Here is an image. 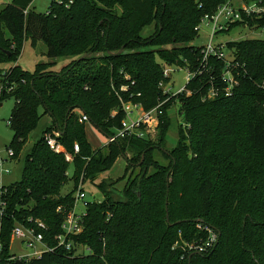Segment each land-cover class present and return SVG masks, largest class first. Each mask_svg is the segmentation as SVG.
Instances as JSON below:
<instances>
[{"label": "trees", "instance_id": "1", "mask_svg": "<svg viewBox=\"0 0 264 264\" xmlns=\"http://www.w3.org/2000/svg\"><path fill=\"white\" fill-rule=\"evenodd\" d=\"M225 1L53 0L44 14L30 8L33 0L4 5L0 64L16 62L28 38L32 45L43 41L51 59L33 72L19 64L0 68V105L15 100L8 120L14 158L37 127L41 107L52 125L27 153L21 180L0 187V264H264V39L228 43L237 81L230 95L221 78L223 59L210 57L209 69L175 96L166 92L170 78L157 60L198 70L203 47L191 43L204 16ZM243 16L232 27L264 28V16ZM148 27L153 31L144 35ZM58 57L71 60L55 71ZM212 85L219 94L207 99ZM117 92L123 102L145 110L160 105L157 137L147 132L94 149L80 115L113 136L125 117ZM175 103L184 122L168 148V108ZM54 130L67 150L79 144L73 162L47 144L46 134ZM156 151L168 164L155 158ZM120 156L127 161L123 178L131 171L126 184L118 189V180L107 177L97 183L104 199L86 201L83 230L72 236L89 253L58 246L79 186L95 182ZM71 164L74 187L62 195ZM30 218L45 222L44 242L52 250L19 263L11 252L12 231L18 224L34 225ZM199 224L216 231V245L207 253L186 252L187 243L207 237Z\"/></svg>", "mask_w": 264, "mask_h": 264}, {"label": "rangeland", "instance_id": "2", "mask_svg": "<svg viewBox=\"0 0 264 264\" xmlns=\"http://www.w3.org/2000/svg\"><path fill=\"white\" fill-rule=\"evenodd\" d=\"M53 0H33L31 4V9L37 13H46L48 11L49 5L51 4ZM59 1V0H56ZM253 0H234L233 5L240 6V5H248ZM8 2H11V0H0V11L4 7V5ZM246 16H264L261 14H244ZM233 23L223 22L221 29H218L215 33V38H213L215 44L223 45L224 50L227 53V57L229 59H233V51L228 49V43H234L236 41H241L244 39H264V28H257L256 25L251 26L250 24H240L237 26L232 27ZM211 25H206L205 23H200V32L199 35L193 40L191 44L196 46H204L209 42L210 33H211ZM153 31V27H148L145 30H143L144 35H147L148 33H151ZM8 35V34H7ZM170 45L162 46V48H170ZM149 48H155L154 46H150ZM47 53V45L43 41H37L35 45H32L31 39H24L23 46L21 49V54L19 55L18 60L14 63H2L0 64V68L2 69H8L11 66H14L16 64H19L25 71L33 72L35 69V66L39 62H48L51 59L48 57ZM56 60V63L54 66L51 67V69L55 71H60L64 65L69 63L71 60L69 57H58ZM157 60L163 65L164 69L166 68H172L171 72L169 73L170 81L165 84L166 89H169L172 92H177L179 89L184 87L187 82V74L188 70L182 66H176L168 64L166 61L160 59L157 57ZM15 100L14 98H8L2 102V105H0V156L6 157L8 147L10 145V142L13 138V131L8 125V120L11 116L12 108L14 107ZM40 112L42 114L41 119L37 125V127L31 132V134L28 137V140L21 151L18 158L13 159L9 161L8 166L11 170L9 174H4L1 178V183H4L5 185L16 183L21 180L22 177V171L24 166V160L28 152H30L32 146L34 143L39 140L44 131L52 125V118L49 114H44V108H40ZM132 115L125 114V117L123 120L133 119L137 116V113H140L139 111H134ZM168 114L170 115L172 119V127L169 132L168 136V148H172L178 137H179V130L180 126L183 125L181 123L184 122L182 114L179 112V104L175 103L173 106L168 108ZM145 128L144 130V136L146 137V133L149 131V133L152 134L153 139L157 137V126L156 127H150L148 125L143 126ZM86 134L87 138L90 140L92 145H101L106 140L107 137L102 134L98 129L94 128V126L91 123H86ZM77 144V142H75ZM74 144V145H75ZM66 152L72 154L73 160L74 155L76 154L74 151H69L66 149ZM74 150V149H73ZM131 156V154H128ZM155 158L158 159L161 163L168 164V160L165 159L162 154L158 151L155 152ZM127 165L126 158L124 156H120L113 167L102 173L95 182L87 181L83 184V190L85 191V198L78 201V205L76 209L78 211H85L86 210V201H101L104 199V194L98 188L97 183H99L103 178H111L113 180H118V183L116 184V187L118 189H123L124 185L126 184L128 178L130 177L131 171H129L125 178H123V175L125 173V168ZM74 167L71 164L68 170V177L69 179L63 185L61 188V194L66 195L69 193L73 187L74 183L72 180V174H73ZM138 172V169H135V173ZM120 179V180H119ZM38 249H43V247L39 244L37 246ZM35 248L28 246L26 243L22 242L20 239H13L11 243V252L15 254L17 257H26L32 258L33 252ZM79 252L88 254L89 250L87 247H80Z\"/></svg>", "mask_w": 264, "mask_h": 264}, {"label": "built area", "instance_id": "3", "mask_svg": "<svg viewBox=\"0 0 264 264\" xmlns=\"http://www.w3.org/2000/svg\"><path fill=\"white\" fill-rule=\"evenodd\" d=\"M234 0H226L221 6L218 7L217 11L214 14H206L202 20L206 25H211V33L209 42L203 46L202 54H203V62L201 67L196 71L188 70L187 79L188 82L193 79L196 75L202 73L204 70H208V61L210 57H217L219 59H223L225 61V66L223 72L221 74V78L224 82H226V86L224 87L225 95H230L232 93V89L234 85L237 84L236 79L232 75L231 67L235 64L233 63V59H229L227 57V53L224 50L223 45L215 44L213 38H215V33L218 29L223 28V22L233 23L236 21H243L244 14H261L264 15V2L262 0H253L248 5H233ZM172 68L164 69V75L169 77V73ZM187 82V83H188ZM127 86H122L121 90H126ZM166 89V87H165ZM186 90V85L179 89L177 92H172L169 89H166V92L171 93L173 96L184 92ZM219 94V89L212 85V87L208 91L207 99H211L216 97ZM121 102L122 109L125 111V114L132 115L135 114L134 111H139L137 116L133 119L122 120L121 127L116 129V132L113 136H106L107 143L116 141L117 139L124 138L127 136H144V125H148L150 127H156L159 124V115L162 111L159 109L160 105L152 108L150 110H145L140 104L135 102H123L121 95L117 92ZM79 121L82 123H91L89 117L85 113H81ZM144 129V130H143ZM149 132V131H148ZM61 136V132L59 130H54L52 133L46 134V142L49 147L55 152H62L65 155V158L69 162H73L72 154L66 152L65 146L60 142L59 137ZM106 143V144H107ZM80 151L79 144L74 145V152L78 153ZM16 159L14 158V150L12 148H8L7 156H0V182L1 178L4 174H9L11 172L8 163L9 161ZM82 185V184H81ZM79 186L78 191L76 192V200L74 208L65 216V219L62 224V233H60L57 237L58 246H65L66 249L71 250L76 248L77 254H84L79 252L80 247H86L83 244L75 243L72 239V236L79 234L83 230V217L86 214L85 211H78L76 209L78 205V201L85 198V191L82 190V186ZM3 186V183L0 184V187ZM86 205V202H85ZM61 211V207L57 209ZM34 222V225L26 226L18 224L13 228L12 231V240L20 239L22 242L26 243L28 246L34 247L35 250L33 252V257H40L45 251L52 250L47 243L44 242V234L42 230L47 229V225L41 219L33 218L29 219ZM199 228L206 230L207 237L205 239L199 241H193L191 243L186 244V252H197V253H207L209 252L215 245L218 240V235L216 231L213 230L212 227L208 225L199 224ZM41 245L43 249H38L37 246ZM89 250V248L87 247ZM19 259L23 257H18ZM26 258V257H24ZM29 258V256H28Z\"/></svg>", "mask_w": 264, "mask_h": 264}, {"label": "water", "instance_id": "4", "mask_svg": "<svg viewBox=\"0 0 264 264\" xmlns=\"http://www.w3.org/2000/svg\"><path fill=\"white\" fill-rule=\"evenodd\" d=\"M120 52H122V49H120V50L118 51V53H120ZM85 56H86V55H83V56H81L80 58L83 59V58H85ZM143 160H144V154H143V158H142V161H141V162H143ZM167 221H169V215H168V212H167ZM198 222H199V220H198ZM18 262H19V263H22V260L18 258Z\"/></svg>", "mask_w": 264, "mask_h": 264}, {"label": "crops", "instance_id": "5", "mask_svg": "<svg viewBox=\"0 0 264 264\" xmlns=\"http://www.w3.org/2000/svg\"><path fill=\"white\" fill-rule=\"evenodd\" d=\"M2 105V104H1ZM95 128V127H94ZM90 141V140H89ZM107 143V141H105L103 144H101V145H92L93 146V148L94 149H96V148H98V147H100V146H102V145H105ZM92 144V143H91ZM3 185H5L4 183H3Z\"/></svg>", "mask_w": 264, "mask_h": 264}]
</instances>
